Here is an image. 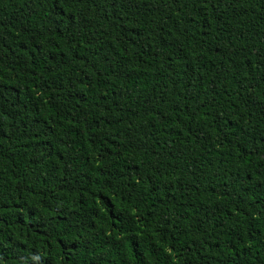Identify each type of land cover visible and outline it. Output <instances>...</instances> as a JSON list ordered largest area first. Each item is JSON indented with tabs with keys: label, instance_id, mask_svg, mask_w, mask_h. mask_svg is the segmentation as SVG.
Here are the masks:
<instances>
[{
	"label": "trees",
	"instance_id": "trees-1",
	"mask_svg": "<svg viewBox=\"0 0 264 264\" xmlns=\"http://www.w3.org/2000/svg\"><path fill=\"white\" fill-rule=\"evenodd\" d=\"M0 264H264V0H0Z\"/></svg>",
	"mask_w": 264,
	"mask_h": 264
}]
</instances>
